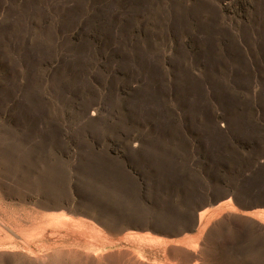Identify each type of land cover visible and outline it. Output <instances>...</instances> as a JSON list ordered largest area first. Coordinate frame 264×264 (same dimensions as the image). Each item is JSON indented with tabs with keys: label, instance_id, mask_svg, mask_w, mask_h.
Returning a JSON list of instances; mask_svg holds the SVG:
<instances>
[{
	"label": "rangeland",
	"instance_id": "rangeland-1",
	"mask_svg": "<svg viewBox=\"0 0 264 264\" xmlns=\"http://www.w3.org/2000/svg\"><path fill=\"white\" fill-rule=\"evenodd\" d=\"M200 214L264 264V0H0V264L101 258L56 218L194 264Z\"/></svg>",
	"mask_w": 264,
	"mask_h": 264
},
{
	"label": "bare ground",
	"instance_id": "bare-ground-1",
	"mask_svg": "<svg viewBox=\"0 0 264 264\" xmlns=\"http://www.w3.org/2000/svg\"><path fill=\"white\" fill-rule=\"evenodd\" d=\"M203 216V214H200L199 216L197 225L194 228L195 234L192 237L185 239V241L179 242L190 248V251L185 249L183 252L188 253L189 260L193 261L194 264H204L201 253L205 247V238L208 233L210 221H204ZM53 222H56L57 226L55 225V227H51L50 234L54 235L52 237L58 235L55 233L57 231H60L61 233L65 231L67 236L78 237L79 239L89 242L88 247L89 249H93V256H101L99 259H92V264H125L126 262H128V264L129 262L135 264H166V252L168 249L175 248L173 242L152 237L150 235L118 238L108 230L105 231L104 235H98L83 229L81 230V228H74V225H68L69 221L66 220L56 218ZM78 225L80 226V224ZM48 249H52V247H48ZM57 249L58 248L55 245L52 250L53 252H51V255L54 257L53 260L55 258H67L74 259V261L82 264L83 259H79L77 254L72 253L71 251L60 254ZM146 253L151 254V259L147 258ZM34 258L41 263H52V257L43 254L36 255Z\"/></svg>",
	"mask_w": 264,
	"mask_h": 264
}]
</instances>
